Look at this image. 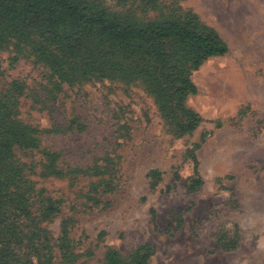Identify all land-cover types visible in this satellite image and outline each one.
Masks as SVG:
<instances>
[{
  "label": "rangeland",
  "instance_id": "rangeland-1",
  "mask_svg": "<svg viewBox=\"0 0 264 264\" xmlns=\"http://www.w3.org/2000/svg\"><path fill=\"white\" fill-rule=\"evenodd\" d=\"M78 2L140 27L196 16L229 51L191 71L185 105L201 122L177 138L155 75L62 82L30 48H0V99L41 132L36 150L12 151L35 195L57 206L43 224L52 264H104L109 249L127 259L144 245L149 264H264V0ZM12 221L0 223V259Z\"/></svg>",
  "mask_w": 264,
  "mask_h": 264
},
{
  "label": "trees",
  "instance_id": "trees-1",
  "mask_svg": "<svg viewBox=\"0 0 264 264\" xmlns=\"http://www.w3.org/2000/svg\"><path fill=\"white\" fill-rule=\"evenodd\" d=\"M63 21L69 29H63ZM6 44L30 48L62 82L76 76L109 79L120 73L126 77L155 75L169 86L160 93L174 104L167 113L170 119H179L174 129L177 138L193 133L201 122L185 105L188 95L197 91L190 80L191 71L229 51L219 34L196 16L132 26L78 0H0V48ZM112 59L118 60L115 65L110 64ZM139 61L142 64L138 65ZM129 64L133 67H125ZM40 134V130L16 120L11 106L0 99V223L15 219L10 226L6 224L9 247L0 260L12 259L7 264H35L33 257L38 259L36 264H52L54 241L43 224L57 206L42 192L35 195L25 166H15L12 151L16 146L24 152L36 150ZM46 157L48 177L54 173V155L47 153ZM69 242L64 227L59 239L61 251L65 250L63 257L68 256ZM0 245L5 246V241ZM151 250L144 245L124 259L109 249L104 264H149Z\"/></svg>",
  "mask_w": 264,
  "mask_h": 264
},
{
  "label": "crops",
  "instance_id": "crops-1",
  "mask_svg": "<svg viewBox=\"0 0 264 264\" xmlns=\"http://www.w3.org/2000/svg\"><path fill=\"white\" fill-rule=\"evenodd\" d=\"M257 18V17H256Z\"/></svg>",
  "mask_w": 264,
  "mask_h": 264
}]
</instances>
